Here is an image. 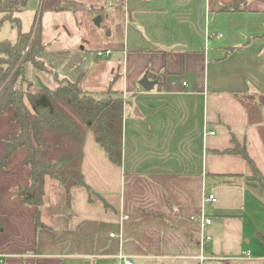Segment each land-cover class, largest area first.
<instances>
[{"label":"crops","instance_id":"0c3cea01","mask_svg":"<svg viewBox=\"0 0 264 264\" xmlns=\"http://www.w3.org/2000/svg\"><path fill=\"white\" fill-rule=\"evenodd\" d=\"M114 1L110 42L75 21L87 0H44L35 41L51 72L28 63L26 78L34 92L55 91L58 74L97 98L122 96L121 165L85 127L80 141L46 135L45 164L59 174V153L77 152L67 165L78 179L67 189L48 177L40 205H26L19 189L31 170L26 149L16 150L0 174L5 264H123L120 255L264 264V0ZM146 75L159 81L150 92L140 85ZM15 114L0 117V155L19 133ZM81 183L102 199L90 201Z\"/></svg>","mask_w":264,"mask_h":264},{"label":"trees","instance_id":"16d2710c","mask_svg":"<svg viewBox=\"0 0 264 264\" xmlns=\"http://www.w3.org/2000/svg\"><path fill=\"white\" fill-rule=\"evenodd\" d=\"M29 0H7L0 5V12L6 14L17 28V41L0 43V117L10 108L16 112L13 121L19 126V133L7 143L6 152L0 155V174L8 165L12 154L18 149H26L24 165L31 170L30 186L19 189V195L26 205H40L48 177L55 178L63 184L50 166L44 163L43 154L48 145L46 135H65L80 141L84 136V127L94 134L96 142L107 153L110 161L120 166L122 161V117L125 101L113 91L97 98L84 92L79 81L72 82L55 74L57 88L55 91H32V83L26 78V65L31 63L41 71L51 72L39 59L41 50H33L31 37L22 33V23L12 16L23 12ZM40 31V21L35 33ZM29 50H26V49ZM67 107L68 111L61 107ZM242 155L251 163L245 152ZM81 185H85L81 183ZM90 201L102 199L88 185ZM106 207L109 208L108 204ZM40 211L36 214L38 228Z\"/></svg>","mask_w":264,"mask_h":264},{"label":"rangeland","instance_id":"374dc122","mask_svg":"<svg viewBox=\"0 0 264 264\" xmlns=\"http://www.w3.org/2000/svg\"><path fill=\"white\" fill-rule=\"evenodd\" d=\"M6 1L7 0H0V5L2 3H6ZM87 1L88 2L87 4H85V6H80L81 11H78V13L80 14H77L75 18V21L79 22L80 26L82 27L81 31L83 30L84 32L92 35L96 33L99 34L102 39L106 38L105 40L114 42V40L117 39V33L115 27V24H117V22L116 21L114 22V20L110 21L107 14L112 12L111 11L112 9L118 8L120 6V3L115 2L114 0H91V2L90 0ZM43 3L44 0H29L27 3L26 10L18 15V18H20L22 21V33H26L30 35L32 42L30 47L33 50H40L38 48L37 41H35L37 33H35L34 30L36 28V24L40 21L41 7L43 6ZM64 6L67 7L69 5L64 4ZM5 17L6 14L0 12V43H2L3 41H9L11 43H15L17 41L19 32L17 28L12 24V22L10 20H7ZM15 18H16V14L12 16V19ZM72 21L74 22V20ZM80 35H82V33H80ZM82 36L86 37L85 35ZM93 37H95V35H93ZM26 50L29 49L27 48ZM61 107L64 108L66 111H68L67 107H63L62 105ZM68 113L70 112L68 111ZM46 150L43 154V159L47 155ZM54 152L56 154L59 153V149L57 150L55 147ZM59 155L60 156L58 157V162L60 161L59 162L60 164L63 163V165H59V167H56L57 170L61 169L59 172L60 178L66 181L67 183L69 181H72L68 179H78V167H75L78 161V153L72 152L70 158L66 157L67 155L65 156L61 153H59ZM73 160H74L73 165H75L74 166L75 168L68 170L70 166L67 165V163H71L73 162ZM61 186L64 190L63 185ZM55 191L56 190L54 188L52 189L51 187L50 195L52 196V194H54Z\"/></svg>","mask_w":264,"mask_h":264},{"label":"built area","instance_id":"2783aa9c","mask_svg":"<svg viewBox=\"0 0 264 264\" xmlns=\"http://www.w3.org/2000/svg\"><path fill=\"white\" fill-rule=\"evenodd\" d=\"M112 54V51L111 50H105L104 52L103 51H100L98 52V56H106V57H109L110 55ZM203 202L204 203H216L217 202V199L216 197L213 195V194H204V197H203ZM204 222L205 224H211V220L208 219V218H204ZM209 256H201L200 257V260L203 262L205 261L206 259H208ZM119 258L121 259V261L123 262V264H134L133 261L125 256V255H120ZM0 264H5V257L0 255Z\"/></svg>","mask_w":264,"mask_h":264},{"label":"water","instance_id":"95a60500","mask_svg":"<svg viewBox=\"0 0 264 264\" xmlns=\"http://www.w3.org/2000/svg\"><path fill=\"white\" fill-rule=\"evenodd\" d=\"M158 83H159L158 80H149V78H148L147 75L144 76V78L140 81V85H141V87H142L144 90L148 91V92L152 91V90L154 89V87H155ZM71 185H72V182H68V184L66 185V188H67V189H70Z\"/></svg>","mask_w":264,"mask_h":264}]
</instances>
